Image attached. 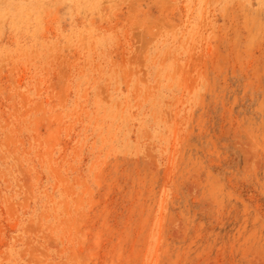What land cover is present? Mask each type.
Wrapping results in <instances>:
<instances>
[{
  "label": "rangeland",
  "instance_id": "374dc122",
  "mask_svg": "<svg viewBox=\"0 0 264 264\" xmlns=\"http://www.w3.org/2000/svg\"><path fill=\"white\" fill-rule=\"evenodd\" d=\"M0 264H264V0H0Z\"/></svg>",
  "mask_w": 264,
  "mask_h": 264
}]
</instances>
